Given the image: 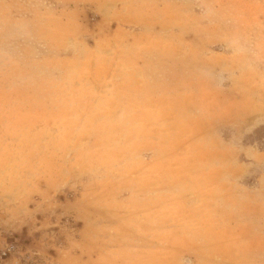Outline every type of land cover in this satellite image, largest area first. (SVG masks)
I'll list each match as a JSON object with an SVG mask.
<instances>
[{"label":"clouds","instance_id":"obj_1","mask_svg":"<svg viewBox=\"0 0 264 264\" xmlns=\"http://www.w3.org/2000/svg\"><path fill=\"white\" fill-rule=\"evenodd\" d=\"M0 264H264V0H0Z\"/></svg>","mask_w":264,"mask_h":264}]
</instances>
